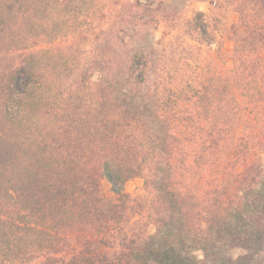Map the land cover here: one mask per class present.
Segmentation results:
<instances>
[{"label": "trees", "instance_id": "16d2710c", "mask_svg": "<svg viewBox=\"0 0 264 264\" xmlns=\"http://www.w3.org/2000/svg\"><path fill=\"white\" fill-rule=\"evenodd\" d=\"M46 1L31 0V13L44 15ZM82 1L54 0L52 6L67 8L76 18ZM239 1L244 5L251 0ZM196 15L195 27L214 41L217 24L212 27L202 13ZM128 22L132 18L122 20ZM234 28L231 25L236 35ZM245 32L244 45L235 36L234 55L241 45L257 53L252 26ZM136 54L123 60L131 69L129 75L134 73V84L116 87L103 78L92 94L79 86L84 79L79 85L43 89L32 54L31 65L24 63L14 70L10 94L23 75L31 87V139L21 136L23 143L30 140L31 154L22 156L23 167L20 163L0 167V264L264 261V171L251 165L237 172L245 160V143L235 146L243 148L227 156L225 166L217 152L218 125L232 124L239 104L229 92L231 76H223V68L218 67L198 84L191 79L185 88L159 91L156 77L152 84L139 80L152 68L146 56L142 60ZM232 59L234 65L241 60L242 80L248 79L239 84L240 96L248 98L243 111L248 104L254 112L260 93L255 71L249 67L254 61ZM178 102L196 107L197 114L184 111L188 115L181 118L190 137L178 138L165 128L169 113L180 110ZM2 108L9 111L7 116L14 115L5 102ZM209 111V116L202 114ZM202 121L209 130L204 131ZM0 134L4 136L2 130ZM186 173L190 177L182 183ZM136 176L143 177L151 194L146 205V218L154 226L151 233L129 224L141 203L130 205L120 189H114V198L105 197L99 188L101 179L122 182Z\"/></svg>", "mask_w": 264, "mask_h": 264}, {"label": "rangeland", "instance_id": "374dc122", "mask_svg": "<svg viewBox=\"0 0 264 264\" xmlns=\"http://www.w3.org/2000/svg\"><path fill=\"white\" fill-rule=\"evenodd\" d=\"M138 1L136 4V0H83L79 2V13L73 18V12L69 13L67 8L58 4L52 6L54 0L46 1L44 15L37 16L31 13V0H15L13 5L9 4L11 0H0V130L4 132V136L0 134V167L18 163L23 167L22 156L31 154L30 140L23 143L21 139L24 134L30 135L31 139V87L25 84L27 78L24 75L13 89L14 95L10 94L14 70L21 64H29L31 54L36 65L35 76L42 81L43 89H53L63 84L79 85L78 82L84 79L83 85L79 86L87 94H92L103 78L116 87L134 84V73L129 75L131 69L123 60L137 53L138 59L143 60L146 56L148 68H152L139 80L142 84H152L156 77L155 84H159V91L168 87L185 88L191 79L198 84L214 68H223L222 75L231 76L229 92L234 93L239 104L233 123L218 125L217 130L221 131L217 136V152L223 161L222 166L226 165L227 156L235 151L241 152L243 145L235 146L245 143L247 149L242 154L245 160L237 167V172L251 165L264 171V0H251L244 5L239 0ZM89 5L92 7L89 8ZM197 13H202L210 26L217 24L214 27V41L195 27ZM128 17L133 22L122 23ZM231 25L235 27L236 35ZM250 26L254 31L256 54L243 47V34ZM235 36L236 39L241 38L243 43L236 55L233 53ZM139 50L143 54H139ZM231 54L237 59L241 56L246 62L248 59L254 61L253 64L249 63V67L252 66L255 71L260 92L255 97L259 103L255 105L254 112L248 104L246 106L249 108L243 111V103L248 100L240 96L239 84L246 80H242L244 74H241L244 67L241 60L234 65ZM225 70L232 72L225 74ZM127 77L130 81L126 80ZM20 92L24 94L16 97ZM4 102L10 107V113L13 112V118L7 116L9 111H3ZM177 106H180V110L174 109L169 113L165 128L173 130L178 138L190 137V130L184 126L181 118L188 115L184 111L197 114L196 107L182 102H178ZM202 114L209 116L212 113ZM201 124L204 131L209 130L204 121ZM192 146L193 143H190L189 147ZM186 160L192 163V158L187 157ZM144 173H147V169H144ZM189 175L184 174L180 181L186 183ZM99 188L105 197L114 198V189H120L127 195L130 205L141 203L139 213L131 216L129 224L150 233L154 231L153 224L146 218L147 199L151 194L145 188L143 177L136 176L122 182L101 179ZM235 253L237 251L233 250L232 254ZM196 257L201 258L202 253L197 251Z\"/></svg>", "mask_w": 264, "mask_h": 264}]
</instances>
